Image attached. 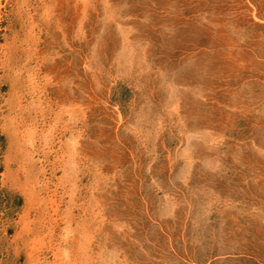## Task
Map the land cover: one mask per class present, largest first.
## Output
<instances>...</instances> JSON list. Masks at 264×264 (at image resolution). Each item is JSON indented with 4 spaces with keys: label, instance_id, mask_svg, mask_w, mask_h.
<instances>
[{
    "label": "rangeland",
    "instance_id": "374dc122",
    "mask_svg": "<svg viewBox=\"0 0 264 264\" xmlns=\"http://www.w3.org/2000/svg\"><path fill=\"white\" fill-rule=\"evenodd\" d=\"M0 264H264V0H0Z\"/></svg>",
    "mask_w": 264,
    "mask_h": 264
}]
</instances>
